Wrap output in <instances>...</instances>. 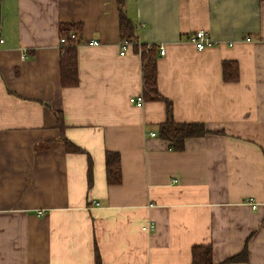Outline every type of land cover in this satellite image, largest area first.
Instances as JSON below:
<instances>
[{"label":"crops","instance_id":"obj_1","mask_svg":"<svg viewBox=\"0 0 264 264\" xmlns=\"http://www.w3.org/2000/svg\"><path fill=\"white\" fill-rule=\"evenodd\" d=\"M119 1L0 0V264H191L206 244L213 264H264V1L121 0L138 47L156 48L161 98L141 106ZM64 23L81 25L73 86ZM196 30L214 44L197 49ZM168 119L209 132L175 149Z\"/></svg>","mask_w":264,"mask_h":264},{"label":"trees","instance_id":"obj_2","mask_svg":"<svg viewBox=\"0 0 264 264\" xmlns=\"http://www.w3.org/2000/svg\"><path fill=\"white\" fill-rule=\"evenodd\" d=\"M264 1V0H262ZM119 32L120 41L129 40L136 51L140 52L142 62V98L155 99L161 98L157 90V68H156V48L155 46L140 45L136 43L135 25L126 16L123 10L122 1H119ZM60 36L66 38V44L62 46L60 57V82L62 86H73L78 82L76 45L78 33L81 30V25L76 23L60 24ZM76 34V39H69L70 33ZM224 68L229 64H223ZM231 66V65H229ZM223 68L224 80H234L237 77V71L234 70L231 74H227ZM168 112H169V103ZM209 132L201 123L188 122L180 123L168 119L165 123L159 126L160 137L170 141L171 146L175 149H180L183 146V140L186 137L201 136ZM68 150H77L69 141H65ZM105 172L108 183H117L120 179L118 154L115 152H107L105 158ZM232 259H237L234 257ZM191 264H213L211 246L194 245L191 248Z\"/></svg>","mask_w":264,"mask_h":264},{"label":"built area","instance_id":"obj_3","mask_svg":"<svg viewBox=\"0 0 264 264\" xmlns=\"http://www.w3.org/2000/svg\"><path fill=\"white\" fill-rule=\"evenodd\" d=\"M76 34L74 32L70 33L69 35V39H76ZM189 40L194 44V46L197 49H202L204 47L207 46H211L214 44L213 40L209 37V35L207 34V32H205L204 30H196L195 32H193L190 36H189ZM1 41V40H0ZM59 43L61 44V46L66 44V38L63 36L59 37ZM98 42L96 40H91L89 42L90 45H96ZM131 42L129 40H124L120 43V48H121V54L124 53L126 47L128 45H130ZM159 53L160 54H164V47L163 46H159ZM130 102L134 103L136 106H141L143 103V98L141 95L135 96V97H131L130 98ZM151 135H154V133H151ZM95 204L97 205L98 203L95 202ZM41 213V212H39ZM154 227L152 222H149L148 224H145L142 228L143 229H152Z\"/></svg>","mask_w":264,"mask_h":264}]
</instances>
